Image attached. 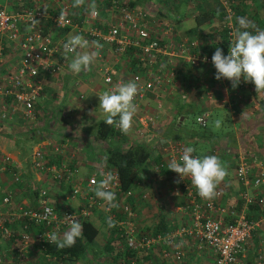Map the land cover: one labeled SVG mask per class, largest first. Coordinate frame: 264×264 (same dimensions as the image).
I'll list each match as a JSON object with an SVG mask.
<instances>
[{"label": "built area", "instance_id": "1", "mask_svg": "<svg viewBox=\"0 0 264 264\" xmlns=\"http://www.w3.org/2000/svg\"><path fill=\"white\" fill-rule=\"evenodd\" d=\"M13 1L6 0V3L11 4ZM47 1L25 0L22 8L12 11L0 5V123L19 119L24 122L33 120L37 104L44 94L45 81L49 77L75 75L69 70L74 54L69 53L65 57L63 48L69 34L82 35L90 44L96 41L101 45L99 49L82 51L98 52L94 59L98 62L96 73L100 75L105 91L121 81L135 80L138 83L139 92L134 100L137 112L132 126L136 135L143 139L150 132V136L153 135L158 121L160 125L159 119L164 111L163 97L170 94V85L183 64L189 68L201 64L216 70L212 64V55L201 50L198 38L177 34L175 24L180 20L178 13L152 16L135 3L130 5V0H94L99 15L93 18L86 12L92 0H85L80 8L72 7L73 0H52L53 4L46 8ZM219 1L225 10L228 30V47L223 52L226 56L232 39L231 33L236 28L233 22L236 2ZM61 11L66 13L68 22L58 25ZM229 17L232 18L231 21ZM33 18L39 21L35 27L31 26ZM23 27L27 29L24 30ZM122 59L126 62L127 69L119 67L118 63ZM80 83L81 80H77L74 85L79 86ZM246 86L248 82L242 79L239 88L244 89ZM209 115V110H203L196 117V122L202 127L206 126ZM115 130L126 137L127 134L116 126ZM148 140L151 143L153 141ZM186 147L188 146L183 142L171 139H161L157 143L158 153L163 155L166 166L170 160H178ZM32 155L33 168L40 173H50L51 183L71 181L73 171L66 164L48 165L40 150H35ZM193 155L198 156L196 152ZM239 159L234 172L235 180L244 188L238 193L243 204L239 210L220 202L221 189H216L213 199H202L191 185L190 178L181 179L171 171L184 191V200L169 214L187 215L188 223H180L165 235H135L133 222L138 213L133 205L122 202L118 208L126 221V229L122 228L125 246L139 253L148 251L153 246L167 244L171 249H162L160 253L179 262L185 254L175 237L188 235L196 240L200 248L211 251L213 264H240V256L246 243L264 222V194L252 190L264 184V172L251 176L252 165L244 157ZM16 166L17 163L10 155L0 151V172L10 176L9 183L19 184L22 181V175L16 171ZM159 166L160 164L155 165L154 170H159ZM101 168L99 172L110 171L118 177L115 169L111 171L106 167ZM9 183L0 182V240L9 242L16 257L8 261L0 255V264H62L44 250L45 244L51 243L48 233L62 235L67 230L65 215L76 216L82 224L94 209H98L106 214L107 220L111 217L115 222L119 221L115 208L97 198L92 191L93 187L82 188L78 183L72 185L66 199L82 200L80 206L72 208L66 203L57 205L51 202L49 190L43 187L35 189L32 204L14 205L12 201L15 190ZM111 190L116 196L119 193L124 198L134 196L132 189L121 191L118 180H113ZM250 205L257 206L258 217H249ZM48 208L53 209L51 214H46ZM34 248L40 254L37 258L31 254ZM121 264L152 262L133 257L126 258ZM255 264H264L263 257L259 256Z\"/></svg>", "mask_w": 264, "mask_h": 264}, {"label": "crops", "instance_id": "2", "mask_svg": "<svg viewBox=\"0 0 264 264\" xmlns=\"http://www.w3.org/2000/svg\"><path fill=\"white\" fill-rule=\"evenodd\" d=\"M205 1L208 3L207 6H211V3L215 0ZM13 2L11 4L6 3V5L3 6H6L11 11L17 10L22 8L25 0H14ZM172 2L173 4L175 3L173 0ZM177 2L174 7L178 6V10L181 5L179 7ZM47 4L46 8H49L53 4L52 0H48ZM241 5L243 8L241 12L238 13V17H247L259 28L264 29V0H246L242 2ZM193 6L194 2L193 5L192 2H190V4L187 5L188 10L178 13L180 15V20L176 21L175 27L179 36L191 35L192 31L196 28L194 17L198 11L196 8L193 9ZM162 13L164 14L163 11ZM171 14L172 12L165 11L164 15L170 16ZM214 24L215 23L213 22L209 25H203L198 28L202 29L203 32H208ZM23 29L26 30L27 28L23 27ZM97 63L98 62L93 61L92 64L96 66ZM198 66L203 67V70L206 69L204 65L200 64ZM198 66L192 69L191 73L193 77L196 75V72L200 70L197 68ZM214 71L215 72L212 74L205 72L200 78L203 77L204 80L216 81L219 86H222L223 91L225 92V94L223 92L222 94L226 95V100H221L223 103H226L225 106L220 109L218 105V107L212 109V111L222 109L228 110L233 103L235 104L233 99L236 100L237 98L243 97V95L240 93V88H232L230 81L226 79L216 80V70ZM61 77L64 78H62L59 83L58 80ZM67 77L68 76L65 75L60 77L54 76L49 77L45 81L44 94L41 97L40 102L37 104L33 120L24 122L19 119L7 123H0L1 126H4L5 131H8L11 134L10 139L5 138L0 142V151L11 156V158L17 163L15 168L16 171L20 172L22 175L21 183L16 184L13 182L9 183L10 176L7 173L0 172V182L2 184L9 183V186L15 190V196L12 201L14 205L32 204L35 189L43 187L49 190V199L51 202L57 205H63L66 203L72 208H77L82 204L80 198L66 199V196L70 194L72 185L78 183L82 188H94L91 181L93 179L97 181L101 179L99 175V170L102 169L101 167H106L111 171L114 170L113 167L106 165L105 148L109 143H114L115 140L109 138L107 141H102L101 139L96 138L97 123L101 119H104L102 110L98 109V95L105 91V85L103 84L100 75L95 72L92 73L90 71H85L83 73L82 71V74L79 77L76 74L70 75L69 78ZM72 79H74V82L81 80L78 91L70 90L68 88L69 84H67V82ZM54 83H57L62 87L56 91L53 88ZM202 86L205 89V95H209L210 92L212 93V90L207 87V84ZM64 87L66 88L64 89ZM63 91H70L71 95L67 98L68 104H66V107L58 113L57 117H55L54 112H50V110L51 107L56 104L59 97H63ZM250 97H252L251 94ZM190 101L193 100H189L188 102ZM182 102L183 101L180 102L178 100L174 103L176 107L175 114L178 107L182 105ZM89 113H93V115H89ZM191 132L192 130L188 131V134ZM198 140L206 141L202 139ZM132 142L133 140L130 141L125 139L123 147L132 144ZM29 148L31 149L29 150ZM35 150L43 151L44 160L48 165L60 166L61 164H66L69 169L73 171V175L70 177L71 181H69V183H51L52 179L50 173H40L35 170L32 164L34 158L32 152ZM152 167L153 163L150 160L141 168L139 178L137 179L135 186L132 188L134 191L133 197L124 198L120 195L116 196V200L114 201V203H116L119 200V206L122 202L126 201V203H130L131 205L134 204L136 207L138 217L135 222H133L135 235L142 234L143 231H146L145 227H155L163 218L164 222L170 227V230H173L180 223H188L187 215L169 214L184 200V193L179 181L176 180L174 176L171 177L168 168L159 171V173H155V170ZM261 171L264 172V168H262ZM255 173L257 172H254V174ZM228 176L230 177L229 179L225 178V180L217 186V188L222 190V198L220 199V202L233 207L236 205L241 206V201L238 199V193L240 190L244 189L243 185L236 181L234 176L231 178L229 173ZM252 190L264 194V185L258 189ZM94 211L104 220L102 211L98 209H94L93 212ZM115 211L120 219L115 222L114 227H111V234H108L105 241L112 236L114 248L120 250L125 246L122 228L126 229V221H124L125 216L121 211L119 212L117 207L115 208ZM146 217L149 218L145 221L144 219ZM143 220L144 222H142ZM108 227V222L106 220L99 235L104 234L105 231L109 233ZM261 227L257 233L258 237L255 236L246 243L244 252L240 256V264H244L249 258L253 257L254 261L256 257L264 256V232L260 230ZM175 241L180 243L184 251L185 255L182 261L178 262L174 258L168 259L160 253L162 252V249H171L167 244H160L157 247V252H154L152 249H149L148 251L143 250L139 253L135 251L131 253L132 255H127L126 258L134 257L137 260H150L152 264H190L191 262H197L195 264H213L214 257L211 251L208 248H200L193 237L188 235H178L175 237ZM0 243H2L0 244V248H6V250L11 248L8 241L0 240ZM94 249H96L95 246ZM4 255L9 256L6 252H4Z\"/></svg>", "mask_w": 264, "mask_h": 264}, {"label": "clouds", "instance_id": "3", "mask_svg": "<svg viewBox=\"0 0 264 264\" xmlns=\"http://www.w3.org/2000/svg\"><path fill=\"white\" fill-rule=\"evenodd\" d=\"M84 4L85 0H73L72 7L80 8ZM86 12L93 18L99 15L94 0L88 4ZM228 19L231 21L232 18ZM235 21L238 27L231 33L228 54L225 56L223 50L217 48L212 55V64L216 69L215 79L230 81L233 89L238 87L243 79L245 82L254 84L256 93L264 92V29L259 28L247 17H236ZM67 22L66 13L61 11L58 16V25ZM38 23L39 21L33 18L31 26L35 27ZM100 47L101 45L96 41L90 44L82 35L69 34L63 44L65 57L69 53L74 54V58L69 63V70L76 74L90 70L98 52L82 50ZM138 92V83L135 80H128L121 81L98 95V109L102 110L104 123L108 126L115 125L122 133L127 134L132 128L133 117L137 112L134 100ZM216 126H220L219 121L216 122ZM195 151L196 149L191 146L184 148L179 159L170 160L167 167L170 171L177 173L181 179L190 178L191 185L196 188L198 195L202 199L211 200L216 195L217 186L228 176L227 166L218 156H194ZM99 175L101 176L99 181L95 179L91 181L94 185L92 191L109 207H118L114 203L115 192L111 190L113 180H118V177L110 171L103 170L99 172ZM52 211V208H48L46 214H51ZM65 220L68 228L62 235L56 232L47 234L49 241L59 249L72 247L83 234V225L76 216L65 215ZM107 222L109 227L115 226V221L111 217ZM11 250L8 248L5 252L11 256L12 260Z\"/></svg>", "mask_w": 264, "mask_h": 264}, {"label": "rangeland", "instance_id": "4", "mask_svg": "<svg viewBox=\"0 0 264 264\" xmlns=\"http://www.w3.org/2000/svg\"><path fill=\"white\" fill-rule=\"evenodd\" d=\"M133 3L136 4L137 7H143L147 12H149L152 16H160L161 13L160 11L164 12H172L175 13L177 10L175 9L174 5L172 4V0H132ZM15 3V2H13ZM190 3H185L182 4V6L179 8L178 13L180 12H185L187 9V5ZM0 5H6V0H0ZM193 5V2H192ZM211 5H216V2L213 1ZM165 9V10H164ZM180 11V12H179ZM163 14V15H164ZM236 25V22H235ZM189 36V35H188ZM7 59V58H5ZM119 67L127 69L126 62L123 61V59L118 63ZM96 66L92 64L90 66V72L96 73ZM198 66L197 68L200 69L199 71L196 72V77L198 80L196 82H199V86L202 87V85H206L207 87L212 90V93L210 92L209 95L201 94L198 96L196 95V89L191 88L188 91H184L183 88L181 87L180 84H178V78H175L170 87V94L167 96L163 97L164 101V111L163 114L161 115L160 120V125L159 121L157 123V126L155 129H153V135L150 136V132L148 135H145V139L140 138V136H137L136 133L134 132L133 126L131 130L127 133L126 139L134 142H145L149 149L153 151V156L159 151L157 148V143L161 139H171L169 137L168 131L175 124L176 127L181 126V131L180 134L182 135V139H177L178 141L183 142L186 146H191L194 149H196V153L202 155H215L221 158V155H224V151L230 154L228 161L227 159H224L225 162L227 163L228 173L231 175V178L234 176V172L236 169V166L239 163V158H246L245 161H247L249 164L253 165V170L254 172L260 173L263 172L261 171L262 168H264V108H261L259 105V102L257 98L255 97H250L251 93H246L242 99L241 102H237L236 104V109H234L232 106L228 110H216L212 111V109L218 107L223 108L226 103H223L221 101L222 99L226 98V95H223L222 92L225 94L223 91L222 86H219L216 81H210V80H204L202 76L203 73L207 72L209 74H212L215 72L212 69L206 68L203 70V67ZM196 68V69H197ZM197 69V70H198ZM85 71H83L84 73ZM76 74V73H75ZM82 74H76L78 77ZM199 74V75H198ZM68 76L67 78H69ZM61 77L58 82L62 80ZM203 78V79H202ZM69 84L68 88L70 90H75L78 91L79 86L74 85V79L69 80L67 82ZM54 90H58L61 87L56 83L53 85ZM66 87H64L65 89ZM64 92L63 97H59L58 101H56V104L51 107L50 112H54L55 117L58 116V113L61 112L66 107V104H68V96L70 97V91ZM189 92V93H188ZM263 94L262 92H260ZM213 94V95H212ZM74 96V95H72ZM198 96V97H197ZM193 100L190 102H194L195 105L193 106V110L190 111L189 114L185 116V118L180 122V118L177 120L175 119V102L178 100L181 102L183 99L185 100ZM226 100V99H225ZM211 110L210 115L207 118V123L206 126L202 127L201 125L196 122V117L203 111V110ZM53 115V116H54ZM220 122V126H216V122ZM180 122V123H179ZM179 124V125H178ZM190 130H195V131H202L206 133L208 136H218L217 138L219 139L217 141V145L215 147L211 146L213 143V140L215 137L211 140L209 139H204V141L198 140V138H193V140L190 139L189 134L187 131ZM171 134L170 136L174 135L175 133L173 130L169 131ZM192 134V132H191ZM227 134L233 136L235 138V143L234 145H227V139L228 136ZM220 137V138H219ZM25 139V138H22ZM152 139V143L150 140ZM176 140V139H175ZM157 142V143H153ZM155 146H153V145ZM159 145V144H158ZM31 148H29L30 150ZM28 150V151H29ZM222 152V154H221ZM234 152H237V156L234 155ZM257 158V160L255 159ZM222 159V158H221ZM220 159V160H221ZM223 159L221 160L222 162L224 161ZM155 173H158L157 171ZM264 176V175H263ZM171 177H173L171 175ZM1 178V177H0ZM177 179V178H176ZM178 180V179H177ZM233 180V179H232ZM236 184V183H234ZM264 185V184H263ZM262 185V186H263ZM121 202V201H120ZM119 210V208H118ZM102 211V210H101ZM103 212V211H102ZM104 217H107L105 213H103ZM119 218V217H118ZM149 218V217H148ZM146 217L144 220H148ZM120 219V218H119ZM107 220V219H106ZM144 220L142 222H144ZM108 221V220H107ZM135 222V221H134ZM109 233L104 232V234H101L97 237L96 243H95V248L99 252V255L95 258L93 264H115L110 256L106 254V251L104 250V242L105 239L107 238L108 234H111V227H108ZM151 235V234H150ZM2 244V243H0ZM152 249H154V252H157L158 249L156 246H153ZM6 248H0V255L2 259L11 260V256H5ZM32 256L37 258L39 257V253L37 252L36 248L32 250ZM106 254V256H105ZM124 261V260H123ZM173 263V262H172ZM195 264L197 262H191L190 264ZM65 264H84V260H77L75 262H66Z\"/></svg>", "mask_w": 264, "mask_h": 264}, {"label": "trees", "instance_id": "5", "mask_svg": "<svg viewBox=\"0 0 264 264\" xmlns=\"http://www.w3.org/2000/svg\"><path fill=\"white\" fill-rule=\"evenodd\" d=\"M173 1H175V3L178 1L177 4H179V7L180 5L182 6V4L194 2L195 7L193 6L192 8L193 9L196 8V10L198 11V13L194 17L196 28L192 31L191 35L189 34V36H194L199 39L200 48L203 52L213 55L217 48H221L223 52L226 50V48L228 47V38H227L228 30L225 24V10L219 0H215L216 5H211V6L210 5L207 6L208 3L205 0H173ZM244 1L246 0H235L236 2L235 17L233 19L234 25L236 22L235 18L238 17V13L241 12L243 8L241 4ZM175 3L173 4L172 2L173 5H175ZM132 4H133V1L130 0V5ZM177 7L178 6L175 7L176 10H177ZM178 10L175 13H178ZM160 13H161L160 16H162L163 13L161 11ZM213 22L215 24L211 27L210 31L208 32H203L202 29L198 28L203 25H209ZM235 26L238 27L237 24ZM194 68L195 67L189 68L188 65L183 64V66L177 71L176 78H178V84L181 85L184 91H188L191 88H194L196 89L195 94L196 95L198 94L199 96L205 93V89L203 88V86L202 87L199 86L198 84L199 82H196V80H198L197 77L192 76L191 72H192V69ZM236 88H239V85ZM247 92L251 93L252 97L257 98L260 107L264 108V92H262L263 94H261L260 92L256 93L254 84L250 82H248V86H246V88L243 89V87L242 88L240 87V93L243 96ZM232 99H233V96H232ZM241 99L242 97L237 98L236 100L233 99V101H235V104L233 103L232 105L234 109H236L237 102L239 101L241 102ZM182 101H183L182 105H180V107L177 106L178 110L175 114L176 120L180 117L185 118V116L194 109L193 108V106L195 105L194 102H188V100H186V97H185V100L183 99ZM170 130H173V132L174 133L176 132V133L170 136L171 134L169 132ZM169 131L167 134H169V137H171L173 140L182 139L181 138L182 135L180 134L181 126L176 127L174 124L173 126H171ZM227 136H228L227 145L228 144L234 145L235 138L231 136L230 134L229 135L227 134ZM10 137H11V134L8 131H5L4 126L0 125V142L3 141L5 138L10 139ZM189 137H191L190 139L198 138L202 140L204 139L211 140L215 137L212 143L213 145H211L213 147L217 145V141L219 140L217 138L218 136H211V135L208 136L206 133L202 131L200 132V131H195V130L192 131V134L191 133L189 134ZM96 138L101 139L102 141L103 140L107 141L109 138H113L115 140L114 143H111V144L109 143L108 146L105 148L106 150L105 151V161L107 163L106 164L107 166L113 167L116 170L117 175H118V181H119V189L121 191H127L129 189H132L135 186V183L137 182V179L139 178V172L141 168L150 160L153 163V167H152L153 169L155 165L160 164L159 170H156L158 173L159 171H163L164 169L168 168L167 166H165L166 160L164 159L163 155L161 153H156L153 156L152 154L153 151L149 149V147L147 146L145 142H141V143L134 142L130 145H127L126 147H123V142L126 139V137L124 135H121L118 131H116L114 125L113 126L106 125L104 123V119H101L97 123ZM12 143H15V142H12ZM197 155L201 156L198 153ZM229 155L230 154L224 151V155H221L222 156L221 158L223 160L227 159L228 161V158L230 157ZM234 155L237 156L238 155L237 152H234ZM255 159L257 160V158ZM223 162L227 166V163L225 162V160ZM252 169H253V165H252ZM170 174H171V171H170ZM253 175H254V172L251 173V176ZM226 178L229 179L230 177L227 176ZM117 196H120V193ZM118 203H119V200L115 204L119 206ZM132 205L136 209L134 204ZM242 205L243 204L241 201V206L236 205L234 207L235 209L239 210L242 207ZM114 208L116 207H113V209ZM249 209H250L249 217H252L253 215H255V217H258V214L256 213L257 212L256 205H250ZM106 219L107 218L104 217V220H103V218H101L97 213H95V211L91 212L89 217L82 223L83 225L82 236L76 240V243L72 247H66L64 249H59L57 248L55 244L47 243L45 244V250H44L45 253H48L51 256H54L56 260H58L62 264H65L66 262L68 263L75 262L81 259L84 260V264H93L95 258L99 255V252L96 249H94V245L96 243V239ZM262 223H261L262 227L260 226L261 227L260 230L264 232V223L263 225ZM145 228H146V231H143L144 234L158 235V234H165L168 231H170V227L164 222V218L161 219V221L158 224H156L155 227L153 228L145 227ZM259 228L254 232L253 237L257 236ZM112 238L113 237L110 236L109 239L104 242L105 244L104 250L106 251V254L110 256L111 260L115 264H121L123 260H126L127 255H132L131 253L135 251L129 250L126 246H124L125 248L123 247L120 250H118V248L115 249ZM11 251H12V260H14L16 257V253L13 251V249ZM261 257H263V260H264V256H261ZM257 259L258 258L256 257L255 260L253 261V257L249 258L244 264H255Z\"/></svg>", "mask_w": 264, "mask_h": 264}, {"label": "water", "instance_id": "6", "mask_svg": "<svg viewBox=\"0 0 264 264\" xmlns=\"http://www.w3.org/2000/svg\"><path fill=\"white\" fill-rule=\"evenodd\" d=\"M182 120H183V117H180V122H181ZM180 122H179V123H180ZM178 125H179V124H178Z\"/></svg>", "mask_w": 264, "mask_h": 264}]
</instances>
